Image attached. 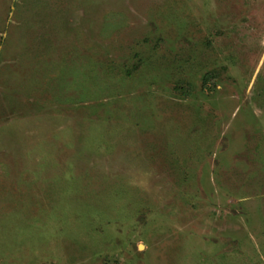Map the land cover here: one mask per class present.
Wrapping results in <instances>:
<instances>
[{
  "label": "rangeland",
  "instance_id": "obj_1",
  "mask_svg": "<svg viewBox=\"0 0 264 264\" xmlns=\"http://www.w3.org/2000/svg\"><path fill=\"white\" fill-rule=\"evenodd\" d=\"M0 264H264V0H0Z\"/></svg>",
  "mask_w": 264,
  "mask_h": 264
}]
</instances>
